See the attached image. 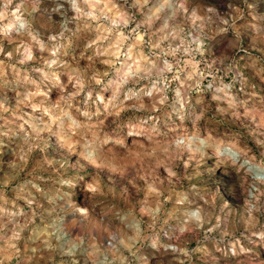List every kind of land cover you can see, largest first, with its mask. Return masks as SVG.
<instances>
[{"label": "clouds", "instance_id": "obj_1", "mask_svg": "<svg viewBox=\"0 0 264 264\" xmlns=\"http://www.w3.org/2000/svg\"><path fill=\"white\" fill-rule=\"evenodd\" d=\"M0 264H264V0H0Z\"/></svg>", "mask_w": 264, "mask_h": 264}]
</instances>
